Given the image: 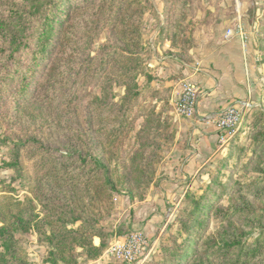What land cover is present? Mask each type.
Listing matches in <instances>:
<instances>
[{"label":"rangeland","instance_id":"obj_1","mask_svg":"<svg viewBox=\"0 0 264 264\" xmlns=\"http://www.w3.org/2000/svg\"><path fill=\"white\" fill-rule=\"evenodd\" d=\"M217 41L264 83V0H0V264H264V85L204 127L158 75Z\"/></svg>","mask_w":264,"mask_h":264},{"label":"crops","instance_id":"obj_2","mask_svg":"<svg viewBox=\"0 0 264 264\" xmlns=\"http://www.w3.org/2000/svg\"><path fill=\"white\" fill-rule=\"evenodd\" d=\"M232 39H236L241 46L239 48L242 49L241 38L236 36ZM227 45L217 41L215 49L203 57L206 59H197L198 63L193 66L181 65L179 62L165 63L168 68L165 70L162 68L161 74H158L161 78H168V87H172L174 94L180 92L184 81L191 80L200 83L202 95L196 116L198 122L204 127L208 124L206 119L222 111L228 105L243 104L251 98H257L260 93L259 86L264 85V83L259 84L256 72L249 67L246 52L231 49ZM248 53L250 54V49ZM176 70L180 71L181 77L177 80L173 77L170 79L171 74H175ZM201 154L203 151L200 152Z\"/></svg>","mask_w":264,"mask_h":264},{"label":"built area","instance_id":"obj_3","mask_svg":"<svg viewBox=\"0 0 264 264\" xmlns=\"http://www.w3.org/2000/svg\"><path fill=\"white\" fill-rule=\"evenodd\" d=\"M198 92V86L195 83L188 82L185 84L183 94L179 98L178 106L186 115L193 114V106ZM242 119V109L237 106H232L225 110L217 119L219 127L222 130L234 128L236 124H241ZM149 242L143 234L134 235L128 242L126 249H119L116 247H111L108 253L112 255L122 253L125 257V261L129 264H134V262L139 261L146 250H148Z\"/></svg>","mask_w":264,"mask_h":264},{"label":"trees","instance_id":"obj_4","mask_svg":"<svg viewBox=\"0 0 264 264\" xmlns=\"http://www.w3.org/2000/svg\"><path fill=\"white\" fill-rule=\"evenodd\" d=\"M32 1H36V0H32ZM44 12L46 13L45 22L48 24V26H51L53 21H52V19L50 17L52 15H53V17H55L54 15H56V13L53 12V9L51 7L49 9H47V10H44ZM36 32H37V30L32 31L31 34L27 38H25L22 43L20 42L21 44L19 43L20 45L18 44L19 46H17L15 51H14L15 55H18L20 53L21 49H23V48H25V47H27L29 45V43L32 41V39H34V37L36 36ZM42 35L45 36L46 40L48 38L49 39L51 38V32H49L48 28H46L44 30ZM17 41H19V38H16L14 40V42H16V43H17ZM46 45L47 44H45L44 46H46ZM0 237L2 239H4L3 245H4L5 249H6V253L9 250H12L14 244H12V235L9 232L7 224H4V225L0 226ZM102 251L104 252V250H102ZM103 252H101V253H103ZM101 253L98 254L96 257L91 258V260L92 259H97L101 255ZM3 256H6V254L3 255ZM3 261H7V260L5 258H3Z\"/></svg>","mask_w":264,"mask_h":264}]
</instances>
